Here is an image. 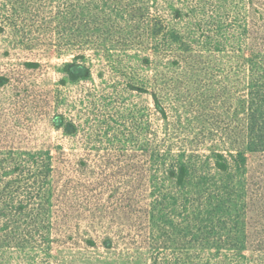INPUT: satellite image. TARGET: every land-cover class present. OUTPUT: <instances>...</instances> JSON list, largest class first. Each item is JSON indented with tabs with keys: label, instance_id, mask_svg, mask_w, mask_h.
<instances>
[{
	"label": "trees",
	"instance_id": "16d2710c",
	"mask_svg": "<svg viewBox=\"0 0 264 264\" xmlns=\"http://www.w3.org/2000/svg\"><path fill=\"white\" fill-rule=\"evenodd\" d=\"M155 2L61 0L41 23L56 54L73 53L57 68L53 103L60 87L92 79L86 51L123 66L115 49L144 69L124 88L150 98L157 126L141 111L115 152L84 142L72 158L61 146L54 156L15 146L0 127V259L264 264V0H170L167 16ZM20 67L0 72V90L48 105L27 82L45 65ZM44 116L78 136L63 112Z\"/></svg>",
	"mask_w": 264,
	"mask_h": 264
},
{
	"label": "rangeland",
	"instance_id": "374dc122",
	"mask_svg": "<svg viewBox=\"0 0 264 264\" xmlns=\"http://www.w3.org/2000/svg\"><path fill=\"white\" fill-rule=\"evenodd\" d=\"M170 0H156L160 16H167L164 6ZM61 0H0V72L16 73L21 62L36 60L45 67L41 74L27 81L38 92L45 94L48 105L37 99L22 100L16 103L14 87L0 90V127L9 138L16 139L15 146L51 150L54 156L55 147L61 146L68 155L79 154L81 144L90 145L92 153L98 150L104 154L105 149L115 152L113 138H124L132 127L131 119H138L140 112H149L152 116V102L147 95L129 91L124 84L135 78L134 84L145 75L144 69L136 65L134 59L112 52L115 57L123 59V66L116 70L109 63L103 52L98 55L86 51L88 62L92 67V79L77 85L67 84L58 91L59 103L50 99L49 91L55 90L60 78L58 67L72 59L71 51L56 54L52 46L58 40L53 29H45L43 22L54 21L60 11ZM67 2V0H65ZM155 8H152V12ZM38 16L37 20L36 17ZM36 20V21H35ZM35 21V22H34ZM19 30V33H15ZM129 51L128 53H130ZM107 58V59H106ZM35 80V82H34ZM34 108L40 111H33ZM57 110L63 112L80 126L76 138L69 139L51 129L44 114ZM134 115V117H133ZM51 146V148H48ZM72 150V152L70 151ZM72 158V156H71ZM96 158V157H95ZM0 264H146L143 261L122 260L115 256L87 255L76 259L66 255L63 259L44 257H6ZM147 264H150L149 262Z\"/></svg>",
	"mask_w": 264,
	"mask_h": 264
}]
</instances>
